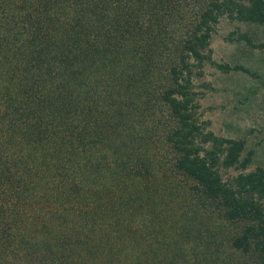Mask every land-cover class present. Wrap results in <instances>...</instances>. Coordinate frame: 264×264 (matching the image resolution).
I'll list each match as a JSON object with an SVG mask.
<instances>
[{
  "label": "trees",
  "instance_id": "obj_1",
  "mask_svg": "<svg viewBox=\"0 0 264 264\" xmlns=\"http://www.w3.org/2000/svg\"><path fill=\"white\" fill-rule=\"evenodd\" d=\"M223 16L264 24V0H0V159L17 168L23 151L40 157L57 264H199L180 249H141L156 225L134 205L141 188L130 175L149 164L129 150L162 140L169 168L240 222L228 243L236 264H264V166L245 170V139L209 128L194 88L206 61L232 67L209 47Z\"/></svg>",
  "mask_w": 264,
  "mask_h": 264
},
{
  "label": "rangeland",
  "instance_id": "obj_2",
  "mask_svg": "<svg viewBox=\"0 0 264 264\" xmlns=\"http://www.w3.org/2000/svg\"><path fill=\"white\" fill-rule=\"evenodd\" d=\"M236 31H246L255 42L264 41V24L221 17L209 47L214 61L232 67L224 70L206 61L203 74L194 78V88L200 91V117L209 128L219 135L245 139L244 153L251 154L245 169L249 170L264 166V46L235 38ZM237 64L247 70L235 68ZM162 143L158 141L150 151L133 145L129 150L130 158L140 156L149 164L146 174L130 175L141 188L134 205L143 214H152L156 225L149 228L141 249L151 245L159 258L180 249L199 264H236L237 253L228 243L240 222L224 220L214 203L193 192V180L169 168L171 154ZM25 149L19 144L3 153L13 157ZM26 152L17 161L18 169L8 156L0 159L4 163L0 167V264H57L55 254L46 250L42 222L46 180L33 167L40 157L25 158ZM123 154L129 157L127 151ZM236 171L229 168L227 173ZM144 223L142 219L140 225L146 230Z\"/></svg>",
  "mask_w": 264,
  "mask_h": 264
}]
</instances>
